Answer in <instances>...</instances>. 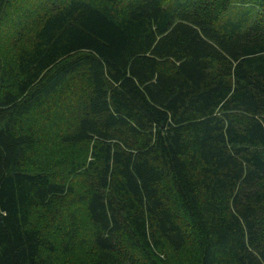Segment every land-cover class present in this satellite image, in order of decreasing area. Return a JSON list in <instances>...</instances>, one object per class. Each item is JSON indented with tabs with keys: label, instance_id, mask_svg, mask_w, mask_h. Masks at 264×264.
<instances>
[{
	"label": "trees",
	"instance_id": "trees-1",
	"mask_svg": "<svg viewBox=\"0 0 264 264\" xmlns=\"http://www.w3.org/2000/svg\"><path fill=\"white\" fill-rule=\"evenodd\" d=\"M0 264H264V0H0Z\"/></svg>",
	"mask_w": 264,
	"mask_h": 264
}]
</instances>
